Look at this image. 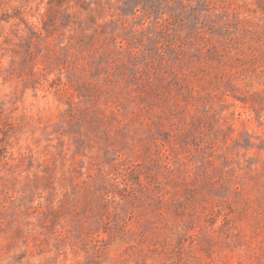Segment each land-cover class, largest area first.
<instances>
[{
  "label": "rangeland",
  "instance_id": "obj_1",
  "mask_svg": "<svg viewBox=\"0 0 264 264\" xmlns=\"http://www.w3.org/2000/svg\"><path fill=\"white\" fill-rule=\"evenodd\" d=\"M0 264H264V0H0Z\"/></svg>",
  "mask_w": 264,
  "mask_h": 264
}]
</instances>
